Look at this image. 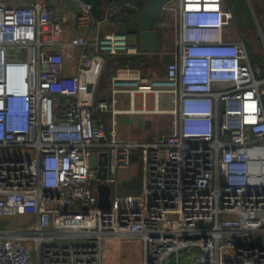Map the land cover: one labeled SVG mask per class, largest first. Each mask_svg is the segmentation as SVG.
<instances>
[{
    "label": "built area",
    "instance_id": "2783aa9c",
    "mask_svg": "<svg viewBox=\"0 0 264 264\" xmlns=\"http://www.w3.org/2000/svg\"><path fill=\"white\" fill-rule=\"evenodd\" d=\"M60 1L0 2V264H102L107 237H138L141 264L188 252L179 264L193 251L191 264H264V71L245 40L229 35L223 1L164 5L176 26L165 79L132 77L128 110L115 107L120 89L96 99L106 57L142 52L124 31L100 34L121 23L124 5L112 1L98 18L90 1L69 0L81 34L66 59L65 42L42 38L44 14L55 26L68 22ZM131 71L120 68L112 85ZM138 93L171 95L169 132L119 137L115 116L134 113ZM107 112L108 126L96 121ZM134 161L139 192L117 190ZM99 183L110 185L105 208Z\"/></svg>",
    "mask_w": 264,
    "mask_h": 264
},
{
    "label": "rangeland",
    "instance_id": "374dc122",
    "mask_svg": "<svg viewBox=\"0 0 264 264\" xmlns=\"http://www.w3.org/2000/svg\"><path fill=\"white\" fill-rule=\"evenodd\" d=\"M175 4L177 0H172ZM251 20L252 24L245 29L239 31V36L243 38L247 44V48L253 57V62L257 63L261 67L259 70L264 71V50L262 47V39L264 38V0H254L251 1ZM164 16L163 23L165 24L163 28V37L168 42L167 45H163L161 49L156 52L155 55L150 60V65L144 61L140 66L133 67L129 64L113 67L115 64L110 65V71L112 75L109 77L110 82L106 84L104 82V77L107 74V70H102L101 75L97 81L96 95L102 97L101 99L108 98L112 94L113 89L127 90L135 88V82L132 77L136 76L138 80L140 78H146L149 81H162L165 79V67L166 63L172 58L171 52L175 49V36H176V26L174 25V16L170 12L163 13ZM135 16V15H133ZM136 17V16H135ZM132 21V18L130 19ZM130 20L128 22H130ZM131 44L136 43L135 40L130 36L128 37ZM137 48L140 49L138 43ZM109 61V60H107ZM127 66L128 68L135 70L128 72L124 75L121 74V83L117 86L112 85V77L116 75L120 68ZM133 73V74H130ZM133 75V76H132ZM261 76V75H260ZM264 76V73L262 74ZM111 78V79H110ZM162 88V87H158ZM142 98L141 94H136ZM136 96V97H138ZM147 100L148 105H152L154 95L148 94ZM116 98L119 100L116 106H129V96L127 94H117ZM160 111L165 110L166 116H160L159 113L152 112H138L132 114H118L116 116V129L117 132L121 131L122 135L133 136L134 139L140 140H152L158 136L161 132H168L171 130L172 119L174 118L173 106L171 104V95L168 93H160L158 98ZM122 101L123 104H120ZM137 108H141L140 99H136ZM148 108H153L148 106ZM161 117H167L168 122L161 121ZM137 119H142L138 121ZM157 119V120H156ZM155 121V125L152 123ZM159 121V122H158ZM152 124V125H151ZM124 136V135H123ZM5 154V153H3ZM133 173L131 183H137L138 169L136 165L132 166ZM136 175V176H135ZM107 185V184H105ZM109 185V184H108ZM114 189V184H111ZM98 189L102 191L104 189L103 183L97 185ZM110 187V185H109ZM126 188V187H125ZM133 189H124L123 192L134 193ZM16 221H19L17 218ZM196 255V251H193L191 255L179 264H191L193 258ZM142 257V244L138 237H107L104 239V249L102 256V264H141Z\"/></svg>",
    "mask_w": 264,
    "mask_h": 264
},
{
    "label": "crops",
    "instance_id": "0c3cea01",
    "mask_svg": "<svg viewBox=\"0 0 264 264\" xmlns=\"http://www.w3.org/2000/svg\"><path fill=\"white\" fill-rule=\"evenodd\" d=\"M28 1L29 0H0V2H4V3L10 4V5H23V4L27 3ZM112 1H116V0L103 1L104 9H101L103 11H101L98 14L99 15L98 18L103 17L107 6ZM122 1H124L123 3H121L122 5H125L127 3L136 4L139 7V9H137L136 7H131V11L127 13V16H124L125 11L123 9L122 10V16H121V23L119 24V23H114V22H108L107 25H106V29L104 31H102L100 34L103 35V32L108 31V30L109 31L110 30L124 31V32H126L128 34V37L131 36L135 40L136 43H133V44L136 45L138 43V46H139V36H138L139 27H138L137 22L135 21V16L137 15L138 11L142 8L143 4L141 5L139 3V0H122ZM144 1L145 0H142L143 3H144ZM222 1H223V4H224V7L232 15L233 29L230 30L229 35L231 37H240L238 33H239V31H241V27H240L239 24H238L239 26H237L236 23L238 22L237 20L239 19L238 18V16H239L238 6H240L241 3H243V2H242V0H222ZM251 1H254V0H244V2L246 3L247 9H249V11H250V14L252 12ZM59 6L61 8V11H63L65 13V15L67 16V18H68V22H67V23H69L68 29L67 30L64 29V26L66 25V23L63 24L61 27L53 25L51 23L49 17L46 14H44L42 16V23H43L42 38L45 41H51L52 39H54V40L59 41V42H63V43L65 42L66 44H64L62 47H59L60 50L63 51L64 56L66 57V59H74L76 57V47H74V45H70V43H72V42L76 43L80 39V34H81L78 31V29H77V27H76V25L74 23V19H72L73 16L75 18L76 8L69 0L60 1ZM163 13H165V11H162V14H161L160 18L155 23V29L158 32V38H159L158 50L161 49L163 47V45H167V43H168L165 40V38L163 37V28L164 27H161V24L163 23L162 21L164 19V18H162L164 16ZM133 15H135V16H133ZM131 18H132V21L130 20ZM129 20H130V22H128ZM122 21H124V22H122ZM123 24H125L124 26L127 27V28H125V30H121V26ZM156 52L158 53V51H156ZM156 52H148L147 53V52H143L142 51V52L136 53V54L121 53V54H117V55H109V57H106V59H105L104 69L107 70L106 71L107 74H111L112 75V72L110 71L111 63L112 64H115L116 62L119 63L125 56H143V62L145 61L147 63V65L149 66L150 65V60L153 57V55L156 54ZM107 60H109V61H107ZM109 62H111V63H109ZM253 63L256 66L257 69H261V67L258 66L257 63H255V62H253ZM66 72L74 73L73 67L71 65H69L67 67ZM107 74L104 77L105 78L104 82L106 84H108L110 82V80L107 79ZM127 93L128 92H126V91L120 90L119 92L116 93V95L117 94H127ZM111 96H112V94L109 95V97L107 99L104 98V97H103V99H106L107 101H110ZM128 96H129V94H128ZM136 96H138V95L135 94L134 97L132 98V103H133V105L135 107H137L136 106V99L137 98L140 99L141 106H142V104H145L146 107H148V106H151L153 108L155 106L157 108L159 107V103H158L159 96L157 98L154 97L152 105H148L147 104V100H148L147 97H149L148 95H146L145 97L142 96V98L140 96H138V97H136ZM101 98L102 97H100V99ZM96 99H99V97L97 95H96ZM118 102H119V100L117 99V103ZM120 102H121L120 104H123L122 101H120ZM117 103H116V105H117ZM116 105H115V107L118 110H128L129 107H130V97H129V106H123V105L116 106ZM152 113H159V114H161L160 116H166L165 115V113H166L165 110H162L160 112L152 111ZM118 114H132V113L124 112V113H118ZM118 114H116V116ZM116 116H115V118H116ZM95 118H96V121L103 122L106 126H108L110 124V120H111V113L107 112V113L96 114ZM161 119H162L161 121H163L165 123L168 122V118L167 117L166 118L165 117H161ZM137 120L138 121H142V119H140V120L137 119ZM152 123L155 125V121L152 122ZM116 125H117V123H116ZM161 133H165V132H161ZM160 134H158V135H160ZM118 135L121 138L134 139V137L130 136V135L126 136V134H123L124 135L123 136L121 131H118ZM133 165H136L137 169H138L139 165H138V163L136 161H134L128 168L120 170V172H119V183L116 184L117 190L121 191L124 188L125 184H127V183L131 184V180H133L132 177H131L132 173H133V169H132ZM26 218H28V217H26Z\"/></svg>",
    "mask_w": 264,
    "mask_h": 264
},
{
    "label": "water",
    "instance_id": "95a60500",
    "mask_svg": "<svg viewBox=\"0 0 264 264\" xmlns=\"http://www.w3.org/2000/svg\"><path fill=\"white\" fill-rule=\"evenodd\" d=\"M171 0H145L142 8L138 11L135 21L139 27V46L143 52H156L159 47V38L158 32L155 29V23L160 18L163 7L166 3ZM123 9L125 11L124 16H127V13L131 11V7L129 5H124ZM74 19V16L72 17ZM69 27V23H66L64 29L67 30ZM19 57V54H17ZM88 89H91V85H88ZM107 163H108V155L106 152H102L99 155V167L97 171V177L105 180L107 177ZM101 184V183H100ZM107 183H103L104 189L100 191L97 187L98 191V206L100 208H105L110 205V187L109 185H105ZM198 225H202L201 223H197ZM188 252H185L182 255H179L177 258L171 257L167 262L163 264H175L176 259L181 260Z\"/></svg>",
    "mask_w": 264,
    "mask_h": 264
},
{
    "label": "trees",
    "instance_id": "16d2710c",
    "mask_svg": "<svg viewBox=\"0 0 264 264\" xmlns=\"http://www.w3.org/2000/svg\"><path fill=\"white\" fill-rule=\"evenodd\" d=\"M87 1H90L93 4V7H94L93 12L95 13L96 17H98L99 16L98 14L101 11H103L101 9H104L103 1H106V0H87ZM116 2L118 4H121L124 1L116 0ZM242 2L243 3H241L240 6H238V9H239L238 10L239 11L238 18L239 19L237 21L239 23L236 21L237 22L236 23L237 26L240 25L241 30L245 29L246 27L251 26V24H252L250 11H249V9H247V6H246V3L244 2V0H242ZM139 3L142 5L143 4L142 0H139ZM122 10H123V8H122ZM122 22H124V21H122ZM124 25L125 24H123L121 26V30H125V28H127ZM231 29H233V25L228 29V31L230 32ZM107 57H109V56H107ZM142 62H143V56H125L119 63H117L113 67L115 68L116 66H122V65H126V64H129V65H131L133 67H136V66H140L142 64ZM110 75L111 74H107V79H109ZM133 188H136V190L133 191L134 193L139 192V190H140V181L137 182V183H134V184H132V183L131 184H128V183L125 184L124 188L121 191H124V189H133Z\"/></svg>",
    "mask_w": 264,
    "mask_h": 264
},
{
    "label": "bare ground",
    "instance_id": "6f19581e",
    "mask_svg": "<svg viewBox=\"0 0 264 264\" xmlns=\"http://www.w3.org/2000/svg\"><path fill=\"white\" fill-rule=\"evenodd\" d=\"M160 85H162V84H160ZM152 112V111H154V112H160V110L156 107V108H148V107H146L145 108V110L143 109V108H137V107H133L132 109H131V111L132 112H134V113H137V112ZM121 113H123V112H121Z\"/></svg>",
    "mask_w": 264,
    "mask_h": 264
}]
</instances>
